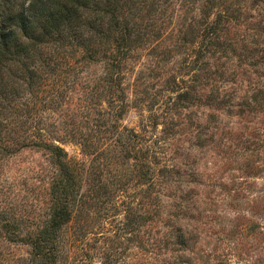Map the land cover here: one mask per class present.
<instances>
[{
    "label": "rangeland",
    "instance_id": "374dc122",
    "mask_svg": "<svg viewBox=\"0 0 264 264\" xmlns=\"http://www.w3.org/2000/svg\"><path fill=\"white\" fill-rule=\"evenodd\" d=\"M157 9L121 62L118 89L103 54H75L71 69L40 71L39 86L19 79L2 102L0 264L45 262L34 240L51 222L60 169L26 142L35 132L86 165L83 205L50 231L53 264H264V0ZM224 12L216 45L202 46L192 33ZM112 109H122L119 129L148 140L145 176L115 133L96 129L115 122Z\"/></svg>",
    "mask_w": 264,
    "mask_h": 264
},
{
    "label": "trees",
    "instance_id": "16d2710c",
    "mask_svg": "<svg viewBox=\"0 0 264 264\" xmlns=\"http://www.w3.org/2000/svg\"><path fill=\"white\" fill-rule=\"evenodd\" d=\"M158 1L0 0V114L2 102L13 99L22 86L19 79L30 86H39V81L46 79L40 71H57L64 65L71 69L78 61L75 54L81 59H93L99 52L103 54L108 66L107 82L118 89L121 62L131 53L133 43L145 35V20L157 9ZM223 1L227 6V0ZM225 14H219L213 21L207 18L203 23L205 28L192 33L198 34L195 38H200L202 46L216 45L213 39L218 35ZM189 93L190 90H186L178 94L180 98L189 99ZM119 110L120 114L112 109L115 122L106 127L107 122L101 121L99 124L104 129L97 125L96 129L115 133L117 150L122 152L123 158L133 162L140 177L145 176L148 140L134 130L118 128L116 122L122 114V109ZM25 140L29 145L49 150L60 169L52 187L55 203L47 226L49 231L45 229L34 240L38 248L36 256L45 259L42 264H53L48 261L52 247L49 243L53 239L50 231L62 228L83 205L85 194L81 193L80 187L86 165L74 161L64 148L51 142L44 133L35 132ZM81 144L88 148L93 142L84 138ZM0 147L9 149V144ZM97 188L102 186L97 184Z\"/></svg>",
    "mask_w": 264,
    "mask_h": 264
}]
</instances>
